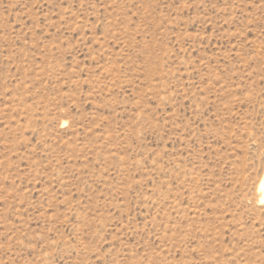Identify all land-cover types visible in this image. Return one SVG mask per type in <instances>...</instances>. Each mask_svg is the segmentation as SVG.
<instances>
[{"label":"rangeland","instance_id":"374dc122","mask_svg":"<svg viewBox=\"0 0 264 264\" xmlns=\"http://www.w3.org/2000/svg\"><path fill=\"white\" fill-rule=\"evenodd\" d=\"M264 0H0V264H264Z\"/></svg>","mask_w":264,"mask_h":264},{"label":"bare ground","instance_id":"6f19581e","mask_svg":"<svg viewBox=\"0 0 264 264\" xmlns=\"http://www.w3.org/2000/svg\"><path fill=\"white\" fill-rule=\"evenodd\" d=\"M257 193H258V204L264 203V171L262 173V176L260 177L257 187H256Z\"/></svg>","mask_w":264,"mask_h":264}]
</instances>
